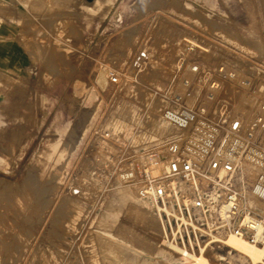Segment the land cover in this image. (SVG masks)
Segmentation results:
<instances>
[{
  "label": "rangeland",
  "instance_id": "1",
  "mask_svg": "<svg viewBox=\"0 0 264 264\" xmlns=\"http://www.w3.org/2000/svg\"><path fill=\"white\" fill-rule=\"evenodd\" d=\"M93 1L81 0L84 6H91ZM185 1L116 0L111 12L95 18L87 30L81 26L78 7L56 18L58 12L45 9L26 7L22 13L15 1L9 6L12 18L21 24L7 33L11 46L19 47V53L10 50V54L18 56L19 65L14 71L9 66L7 70L0 67V75L6 76V80L0 76V122L4 123L0 133L8 134L6 139L2 137L6 134H0V193L6 189L16 197L29 188L30 180L37 182L38 192L19 213L6 203L0 205V214L6 217L5 226H0V264H89L94 254L101 253L95 239V232L100 231L90 225L91 221L99 222L95 212L106 207V203L101 204L103 196L107 201L116 186L135 182L130 167L137 155L121 135L108 138L114 148L110 160L99 152V144L109 136L104 127L111 113L122 99L127 100L121 89L109 98V84L105 90L98 89L95 76L100 69L120 71L122 64L115 67L116 63H125L129 83L141 87L130 91L139 104L143 92L152 96L150 101L157 97L147 83L151 77V49L168 51L166 47L174 38L180 41L175 45L178 53L174 54V63L182 51L185 53V41H193L204 46L203 59L207 65L212 64L226 57L228 47L218 48V42L225 40L241 56L264 61V0H201L193 12L181 8ZM51 21L53 27L48 24ZM55 36L72 50L70 75L58 80L46 76L39 58L41 44L47 50L53 48ZM120 38H124V44L108 60L107 50ZM241 46L250 47L254 57L245 54ZM33 47L36 59L27 53ZM170 94L171 91L168 97H159L172 104ZM95 106L99 112L92 117ZM250 107L256 108V104H248L246 112ZM86 128L88 132L84 133ZM46 146L54 147L48 159L42 154ZM40 162L45 164L43 171ZM246 184L249 188L253 183ZM73 191L78 195L71 194ZM73 199L77 201L71 203ZM75 202L84 209V222L58 219L60 208L67 216ZM121 220L133 221L124 211ZM220 247L209 246L225 258L228 250Z\"/></svg>",
  "mask_w": 264,
  "mask_h": 264
},
{
  "label": "bare ground",
  "instance_id": "2",
  "mask_svg": "<svg viewBox=\"0 0 264 264\" xmlns=\"http://www.w3.org/2000/svg\"><path fill=\"white\" fill-rule=\"evenodd\" d=\"M13 1L17 2L19 11L22 13L26 10V7L45 9L51 13L58 12L59 15L55 16L56 18L65 17L64 13L67 14L70 9L78 7L82 15L81 26L84 30L90 28L95 18L110 13L116 3V0H94L91 6H84L81 0H0V67L7 70L9 66V69L13 71L17 69L19 60L18 56L10 54V50L18 51L19 47L11 46L7 33L12 28H17L18 24H21L20 20L14 21L12 18V11L9 6ZM200 3L201 0H186L181 8L184 11L193 12ZM169 18L177 21V19ZM48 24L53 27L54 23L51 21ZM58 26L60 25H56L55 28ZM169 36L172 37V34ZM225 41H220L222 44L219 43L220 49L228 47L229 43ZM178 43H180L179 39L174 38V41L166 47L168 51L162 49L161 53L154 51V49L158 50L157 47L151 49L148 58V69L151 77L147 83L156 92L157 97L153 101H150V97H152L150 94L143 92L141 99H138L139 104H137L135 93L130 91L134 88L140 90L141 87H138V84L135 86V84L131 85L129 83L131 79L127 75V66L121 61H118L115 66L119 67L122 64L121 69L119 68L120 71L105 67L100 69L95 76V83L99 90H105L108 84L111 87L106 92L109 98H113L119 89L127 97V100L126 98L122 99L118 107L111 113L109 122L104 127L109 136H106L105 139L107 140L99 144V152L105 160H110L109 155L114 148L110 143L111 139L108 138L110 136L116 138L115 135H121L125 140H128L133 153L137 155V160L130 167L133 169L132 176L135 178V182L123 185L117 184L118 186L115 187L107 201L104 198L105 196L102 197L101 204L103 206L106 203V207L100 211L97 209L95 212V216L99 215V222L96 224L93 220L90 225L94 224L100 231L95 232V239L101 245V253L98 255L93 253L94 255L91 257L89 264H264V249L231 235L223 240L212 238L216 240L214 243L221 244L222 247L220 248L228 250L225 258L213 252L207 245H198L197 248H181L169 239L161 219L154 210L155 204L151 199L153 185L163 189L167 194L164 208L166 214L181 211L183 206L189 205L195 192H197L203 198L205 205L209 207L208 213L197 212L198 216L211 227L215 225L216 217L221 214L219 206L228 193L235 195L236 214L244 216L245 221L251 228L257 230L259 218L264 215V203L261 202L264 201V178L256 180L260 164L255 158L240 159L231 156L229 150L224 148V150L218 151V159L228 161L231 158L229 160V165L232 167L231 173H226L222 169L216 174L210 171L204 174L203 171H199L189 177L169 176V164L172 155L169 152L168 145L172 141L188 136L185 128L187 119L177 115V108L173 106V103L172 105L166 98L159 97H166V95L168 97V93L171 91L170 85L176 79L174 73L179 72L178 66L186 60L185 53L182 51L178 57L179 59L176 58L174 63L176 57L174 54L178 53L175 45ZM187 43H193V41H185V45ZM123 44L124 38L116 41L113 47L107 50L105 54L107 59L111 60L116 56L115 51L119 50ZM242 47L240 48L244 50L245 54L254 57L253 52L249 49L250 47ZM34 50H36L35 47L27 53L33 59H36ZM39 50L41 52L39 58L43 61L42 65L46 76L51 75L58 80L60 77L67 78L70 75L68 61L72 50L66 42L60 40V37L55 36L53 48L47 50L41 44ZM127 56L131 58L130 52L127 53ZM170 60H173L174 68L170 65ZM259 62L264 65V61ZM0 76L6 80V76ZM167 85L168 87H166ZM223 91L219 100L221 103L229 105L235 113H237L236 109L241 110L240 116L238 115L241 121H243L245 113L255 109L250 107L251 109L246 112L247 105L250 103L256 104V102H239L241 94L238 90L226 86ZM96 107L92 117H96V112L98 115L99 107ZM2 126H4V123L2 125L0 122V129ZM7 132L9 131L7 130ZM87 132L88 128L84 133ZM7 135L2 137L6 139ZM237 141L238 138L232 137L229 139V144H235ZM205 144L204 142V145L200 147L199 141H196L192 144L193 148L187 147L182 150L185 159L191 165L197 167V164L201 162L207 150ZM53 150V146H46L42 154L48 159ZM39 167L43 171L45 164L40 162ZM30 181L28 183L29 188L23 190L24 194L22 193L16 197L10 191L2 189L0 205L6 203L13 209V212L23 211L33 202L32 197L35 199V194L38 192L37 182ZM246 181L253 184L247 188ZM95 182L97 181L95 180ZM208 184H211L210 189H207ZM71 194L76 196L78 191H73ZM74 201H77V199L71 200V203ZM171 209H174V211L169 212ZM83 210L78 202H75L70 212H66L67 216H64L65 209L60 208L58 219L63 217L69 220L72 218L75 224L76 222L83 223L85 220ZM123 211L133 219L132 223L121 220ZM5 224V213H2L0 214V226H5ZM2 233H5V231Z\"/></svg>",
  "mask_w": 264,
  "mask_h": 264
},
{
  "label": "built area",
  "instance_id": "3",
  "mask_svg": "<svg viewBox=\"0 0 264 264\" xmlns=\"http://www.w3.org/2000/svg\"><path fill=\"white\" fill-rule=\"evenodd\" d=\"M239 53L228 46L226 57L207 65L208 62L203 61L204 46L186 44V60L178 66L179 72L171 87L170 99L177 108V115L187 119L185 128L188 136L168 145L172 155L170 177H189L199 171L216 174L222 169L231 173V158L228 161L219 160L217 154L227 148L231 156L257 159L260 164L258 173L264 178V65L259 62L261 60L247 59ZM226 86L239 91V102H256V108L244 114L245 120L238 118L241 110L236 109L235 113L229 105L219 100ZM232 137L238 138V141L231 145L229 139ZM196 141H199L200 147L204 142L207 146L197 167L191 165L182 153L187 147L193 148L192 144ZM210 188L211 184H208L207 189ZM151 199L167 236L181 248L220 246L212 238L223 240L231 235L264 249V215L259 218L257 230L248 226L246 218L236 214L233 193L225 195L219 206L221 214L216 217L213 227L198 216L197 212L208 213L209 207L197 192L189 205L172 214L164 211L167 194L163 189L153 185Z\"/></svg>",
  "mask_w": 264,
  "mask_h": 264
}]
</instances>
